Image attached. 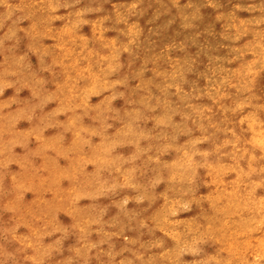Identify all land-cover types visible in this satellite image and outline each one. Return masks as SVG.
<instances>
[{"label":"rangeland","instance_id":"obj_1","mask_svg":"<svg viewBox=\"0 0 264 264\" xmlns=\"http://www.w3.org/2000/svg\"><path fill=\"white\" fill-rule=\"evenodd\" d=\"M263 43L264 0H0V264H264Z\"/></svg>","mask_w":264,"mask_h":264},{"label":"bare ground","instance_id":"obj_2","mask_svg":"<svg viewBox=\"0 0 264 264\" xmlns=\"http://www.w3.org/2000/svg\"><path fill=\"white\" fill-rule=\"evenodd\" d=\"M141 2H142V1H141ZM149 2H150V1H149ZM223 2H224V1H223ZM145 4H147V3H145ZM138 6H139V4H138ZM222 7H223V6H222ZM149 8L152 9L151 6H150ZM208 8H209V7H208ZM221 9H222V8H221ZM169 10H170V9H169ZM200 10H202V9H200ZM209 10H211V9L209 8ZM224 10H225V9H224ZM260 12H261V11H260ZM165 13H167V11H166ZM169 13H170V11H169ZM142 14H143V13H142ZM201 14H202V13H201ZM160 15H161V14H160ZM205 15H206V14H205ZM205 15H204V16H205ZM176 16H177V15H175V17H176ZM142 17H144V16L142 15ZM177 17H178V16H177ZM161 18H162V17H161ZM200 18H202V17H200ZM200 18H199V19H200ZM178 19H179V18H178ZM176 20H177V18H176ZM177 21H178V20H177ZM156 22H158V20H157ZM203 22H204V21H203ZM207 22H208V21H207ZM201 23H202V22H201ZM204 23H205V22H204ZM204 23H203V24H204ZM237 23H238V22H237ZM148 24H149V23H148ZM175 24H177V23H175ZM141 25H142V24H141ZM122 26H123V25H122ZM171 26H173V25H171ZM168 27H169V24H168ZM179 28H180V27H179ZM167 29H168V28H167ZM185 30H186V29H185ZM190 30H191V29H190ZM194 30H195V29H194ZM183 31H184V30H183ZM195 32H196V31H195ZM215 32H216V30H215ZM219 35H220V34H219ZM141 36H142V35H141ZM209 36H210V35H209ZM177 38H178V37H177ZM208 39H209V38H208ZM247 39H248V38H247ZM186 41H187V40H186ZM204 41H205V40H204ZM184 42H185V41H184ZM180 43H181V42H180ZM245 43H246V42H245ZM263 44H264V43H263ZM191 46H192V45H191ZM189 47H190V46H189ZM216 47H217V46H216ZM237 47H239V46H237ZM186 48H187V47H186ZM191 48H192V47H191ZM179 51H180V50H179ZM185 51H186V50H185ZM176 52H177V51H176ZM182 53H183V52H182ZM173 54H174V53H173ZM250 54H251V53H250ZM227 55H228V54H227ZM257 56H258V55H257ZM118 58H119V57H118ZM244 59H245V58H244ZM118 60H119V59H118ZM137 61H138V60H137ZM201 61H202V60H201ZM201 61H200V62H201ZM201 63H202V62H201ZM201 63H200V64H201ZM238 64H239V63H238ZM227 65H228V64H227ZM128 67H129V66H128ZM132 67H133V66H132ZM132 67H131V68H132ZM235 67H236V66H235ZM237 67H238V66H237ZM237 67H236V68H237ZM119 68H120V67H119ZM240 68H241V67H240ZM120 69H121V68H120ZM241 69H242V68H241ZM118 71H119V70H118ZM121 72H122V71H121ZM237 74H238V73H237ZM257 74H258V73H257ZM261 74H262V73H261ZM146 76H147V75H146ZM256 76H257V75H256ZM256 76H255V77H256ZM157 79H158V77H157ZM234 80H235V79H234ZM204 81H205V80H204ZM234 82H235V81H234ZM263 82H264V81H263ZM263 82H262V83H263ZM232 83H233V82H232ZM253 83H254V82H253ZM255 84H256V83H255ZM182 85H183V84H182ZM250 85H251V84H250ZM118 86H119V85H118ZM216 86H217V85H216ZM253 86H254V85H253ZM115 87H116V86H115ZM228 87H229V86H228ZM256 87H257V86H256ZM249 91H250V90H249ZM249 91H248V92H249ZM251 91H252V90H251ZM258 92H259V91H258ZM260 92H261V91H260ZM260 92H259V94H260ZM261 94H263V93L261 92ZM128 98H129V97H128ZM229 98H230V97H229ZM170 99H171V98H170ZM226 100H227V99H226ZM193 101H194V100H193ZM201 101H202V100H201ZM257 101H258V100H257ZM222 102H223V100H222ZM177 103H178V102H177ZM228 103H229V101H228ZM255 103H256V102H255ZM255 103H254V104H255ZM175 104H176V103H175ZM208 104H209V101H208ZM127 106H128V105H127ZM124 107H125V106H124ZM216 107H217V106H216ZM251 108H252V107H251ZM216 109H217V108H216ZM203 110H204V109H203ZM144 112H145V111H144ZM206 112H207V111H206ZM207 113H208V112H207ZM144 114H146V112H145ZM212 115H213V114H212ZM222 116H223V115H222ZM148 117H149V116H148ZM220 117H221V116H220ZM188 118H189V117H188ZM188 118H187V119H188ZM211 118H212V117H211ZM222 118H223V117H222ZM139 119H140V118H139ZM215 119H216V118H215ZM172 120H175V119L172 118ZM203 120H204V119H203ZM137 121H138V120H137ZM201 121H202V120H201ZM184 122H185V121H184ZM186 122H187V121H186ZM186 122H185V123H186ZM190 122H191V121H190ZM191 123H193V122H191ZM145 124H146V123H145ZM231 124H232V123H231ZM192 125H193V124H192ZM208 125H209V124H208ZM208 125H207V127H208ZM186 126H187V125H186ZM226 126H228V124H227ZM189 127H190V126H189ZM194 127H195V126H194ZM197 127H198V126H197ZM211 127H212V126H211ZM213 127H214V126H213ZM140 128H141V127H140ZM170 128H171V127H170ZM170 128H169V129H170ZM190 128H191V127H190ZM192 128H193V127H192ZM202 128H203V127H202ZM169 129H168V130H169ZM193 129H194V128H193ZM212 129H213V128H212ZM233 129H234V128H233ZM240 129H241V128H240ZM168 130H167V131H168ZM189 130H190V129H189ZM210 130H211V129H210ZM234 130H235V129H234ZM196 131H197V130H196ZM189 132H191V131H189ZM219 132H220V131H219ZM219 132H218V133H219ZM249 133H250V132H249ZM214 134H215V133H214ZM225 134H227V133H225ZM225 134H224V135H225ZM181 135H182V134H181ZM200 135H201V134H200ZM227 135H228V134H227ZM236 135H237V134H236ZM188 136H189V134H188ZM230 137H231V136H230ZM213 138H214V137H213ZM215 138H216V137H215ZM215 138H214V139H215ZM231 138H232V137H231ZM161 139H162V138H161ZM207 140H208V139H207ZM227 140H228V139H227ZM214 141H215V140H214ZM217 141H218V140H217ZM174 142H175V141H174ZM154 143H155V142H154ZM177 143H178V142H177ZM219 143H220V142H219ZM221 143H222V142H221ZM197 144H198V143H197ZM215 144H216V143H215ZM138 145H139V144H138ZM206 145H207V143H206ZM208 145H209V144H208ZM216 145H217V144H216ZM132 146H133V145H132ZM231 146H232V145H231ZM213 147H214V146H213ZM225 147H226V146H225ZM226 148H227V147H226ZM132 149H133V148H132ZM134 149H135V148H134ZM159 149H160V148H159ZM168 149H169V148H168ZM229 149H230V148H229ZM166 150H167V149H166ZM166 150H165V151H166ZM220 150H221V149H220ZM161 151H163V150H161ZM175 151H176V150H175ZM208 151H209V150H208ZM228 151H229V150H228ZM239 151H240V150H239ZM149 152H150V151H149ZM149 152H148V153H149ZM157 152H158V151H157ZM211 152H212V151H211ZM217 152H218V151H217ZM152 153H153V152H152ZM207 153H208V152H207ZM209 153H210V152H209ZM209 153H208V154H209ZM225 153H226V152H225ZM215 155H216V154H215ZM200 156H202V155H200ZM207 156H209V155H207ZM220 156H221V155H220ZM222 156H223V155H222ZM192 157H193V156H192ZM203 157H204V156H203ZM205 157H206V156H205ZM217 157H218V156H217ZM217 157H216V158H217ZM135 158H136V157H135ZM137 158H138V157H137ZM143 158H144V157H143ZM193 158H194V157H193ZM198 158H199V157H198ZM221 158H222V157H221ZM223 158H224V157H223ZM191 160H192V158H191ZM208 160H209V159H208ZM212 160H213V158H212ZM212 160H211V161H212ZM222 160H223V159H222ZM224 160H225V158H224ZM135 161H136V160H135ZM205 161H206V160H205ZM238 161H239V160H238ZM124 162H125V161H124ZM140 162H141V161H140ZM190 162H191V161H190ZM214 162H215V161H214ZM216 162H217V160H216ZM142 163H143V162H142ZM207 163H208V162H207ZM134 164H135V163H134ZM212 164H213V163H212ZM137 165H138V164H137ZM142 165H143V164H142ZM134 166H136V165H134ZM136 167H137V166H136ZM199 167H200V166H199ZM246 167H247V166H246ZM137 168H138V167H137ZM203 169H204V168H203ZM197 170H198V169H197ZM161 172H162V170H161ZM195 172H196V171H195ZM202 172H203V170H202ZM43 174H44V173H43ZM133 174H134V173H133ZM161 174H162V173H161ZM161 174H160V175H161ZM193 174H194V173H193ZM250 175H251V174H250ZM203 176H204V174H203ZM104 177H105V176H104ZM105 178H106V177H105ZM197 178H198V177H197ZM249 178H250V176H249ZM192 179H193V178H192ZM99 180H100V179H99ZM163 180H164V179H163ZM199 181H200V180H199ZM261 182H262V181H261ZM105 183H106V182H105ZM189 183H190V182H189ZM192 184H194V183L192 182ZM192 184H191V185H192ZM196 184H197V183H196ZM157 185H158V184H157ZM175 185H176V184H175ZM196 186H197V185H194V187H196ZM206 186H207V185H206ZM208 186H210V185H208ZM194 187H193V188H194ZM258 187H259V186H258ZM163 188H165V187H163ZM197 188H198V186H197ZM208 188H209V187H208ZM259 188H260V187H259ZM147 189H148V188H147ZM195 189H196V188H195ZM163 190H164V189H163ZM152 191H153V190H152ZM160 191H161V190H160ZM207 191H208V190H207ZM256 191H257V190H256ZM147 192H149V191H147ZM155 193H156V192H155ZM166 193H167V192H166ZM193 193H194V192H193ZM254 193H255V192H254ZM194 194H195V193H194ZM256 194H257V193H256ZM152 195H153V194H152ZM261 195H262V194H261ZM182 197H183V195H182ZM8 198H9V197H8ZM149 198H150V197H149ZM155 199H156V197H155ZM143 200H144V199H143ZM76 204H77V203H76ZM92 205H94V204H92ZM94 206H95V205H94ZM92 207H93V206H92ZM95 207H97V206H95ZM95 207H94V208H95ZM203 207H204V206H203ZM117 208H119V207H117ZM121 208H122V207H121ZM130 208H131V207H130ZM147 208H148V207H147ZM98 209H99V208H98ZM98 209H97V210H98ZM128 209H129V208H128ZM120 210H121V209H120ZM123 210H124V209H123ZM196 210H197V209H196ZM198 210H199V209H198ZM198 210H197V211H198ZM125 211H126V209H125ZM246 211H247V210H246ZM119 212H120V211H119ZM129 212H130V211H129ZM12 213H13V212H12ZM206 213H207V212H206ZM212 213H213V212H212ZM54 214H56V213H54ZM143 214H144V213H143ZM209 214H210V213H209ZM56 215H57V214H56ZM195 215H196V214H195ZM117 216H118V215H117ZM117 216H116V217H117ZM142 216H143V215H142ZM130 217H131V216H130ZM195 217H197V216H195ZM121 218H122V217H121ZM197 218H198V217H197ZM127 220H128V218H127ZM131 220H132V219H131ZM131 222H132V221H131ZM136 222H137V221H136ZM37 224H38V223H37ZM121 224H122V223H121ZM127 224H128V223H127ZM135 224H136V223H135ZM70 225H71V224H70ZM130 228H131V227H130ZM150 233H152V232H150ZM137 234H138V233H137ZM155 234H156V233H155ZM135 235H136V234H135ZM155 236H157V235H155ZM135 237H136V236H135ZM161 237H162V236H161ZM165 240H166V239H165ZM33 241H34V240H33ZM161 241H162V240H161ZM78 242H79V241H78ZM78 242H77V243H78ZM100 242H101V241H100ZM113 244H114V243H113ZM218 245H219V244H218ZM204 248H205V247H204ZM159 249H160V248H159ZM151 251H152V250H151ZM151 251H150V252H151ZM31 253H32V252H31ZM179 256H180V255H179ZM129 259H130V258H129ZM138 261H139V260H138ZM136 263H137V262H136ZM131 264H132V263H131ZM217 264H218V263H217Z\"/></svg>","mask_w":264,"mask_h":264}]
</instances>
